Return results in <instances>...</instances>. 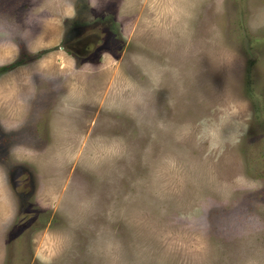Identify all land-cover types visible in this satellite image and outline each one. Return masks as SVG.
Segmentation results:
<instances>
[{"label":"rangeland","instance_id":"obj_1","mask_svg":"<svg viewBox=\"0 0 264 264\" xmlns=\"http://www.w3.org/2000/svg\"><path fill=\"white\" fill-rule=\"evenodd\" d=\"M0 264H264V0H0Z\"/></svg>","mask_w":264,"mask_h":264}]
</instances>
